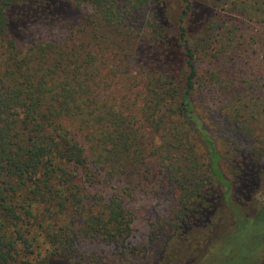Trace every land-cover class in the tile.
<instances>
[{
    "label": "trees",
    "instance_id": "16d2710c",
    "mask_svg": "<svg viewBox=\"0 0 264 264\" xmlns=\"http://www.w3.org/2000/svg\"><path fill=\"white\" fill-rule=\"evenodd\" d=\"M224 1L0 0V264H203L248 232V264H264V106L224 99ZM234 5L264 22V0ZM146 180L176 207L153 247L129 246ZM100 241L108 262L80 250Z\"/></svg>",
    "mask_w": 264,
    "mask_h": 264
},
{
    "label": "rangeland",
    "instance_id": "374dc122",
    "mask_svg": "<svg viewBox=\"0 0 264 264\" xmlns=\"http://www.w3.org/2000/svg\"><path fill=\"white\" fill-rule=\"evenodd\" d=\"M234 2L235 0H225L219 7L220 15L225 20V23H229V27L235 29L236 32L235 46L232 48L231 52L227 53L226 56L221 59L222 61L220 63L223 75H225L231 83L228 89L229 92L226 91L224 99L231 100L240 89L247 94V98H250V100L256 99L264 106V90H261V92L255 95V92L252 90L253 88L250 83H248L253 73H257L258 76H261L262 82H264V22L256 17H247L243 9H240L238 5L235 6ZM151 10L152 4H149L140 11L127 10L126 16L131 25L128 30L146 27L148 20H150ZM261 15L264 16L262 13ZM102 53H104L103 55L105 58L109 60L108 63L111 66H118L120 64L119 57H115L109 51H100V54ZM260 63L261 67L259 66ZM123 88L125 89V86H123ZM113 89L119 91L120 86L116 84L112 86V90ZM127 94L129 97V93ZM130 95L132 96V94ZM135 98H133V101L137 103L138 99L135 100ZM230 104L233 103L225 102L223 106H227L226 108H228ZM229 109H233V106L230 105ZM262 141L263 143H260V145H264V140ZM144 182L147 183L141 184L140 188L142 192L138 195L137 199L129 200L130 208L134 211L136 216L132 236L128 238L125 243L129 246H137L136 244H138V247L148 246L152 240L153 243H155L156 235H152L151 237L149 228L155 227L158 230L159 225L164 224L165 221L172 217L176 207V200L174 199L172 191L166 188L161 197H156L151 190L153 182L148 180ZM91 192L96 193V189L91 190ZM262 206H264V193H260L256 196L253 203H251V212L253 215ZM257 243V238L252 235V232H248L245 239L240 241L241 245H238L236 249L232 248L231 251L225 255L220 256L217 254L211 260L204 261L203 264H248L249 259H252L253 256L251 252L254 246L256 247ZM157 245L158 244H155V247ZM151 246L153 247V244ZM120 247L122 248V246ZM80 250L90 257L96 255L95 259L100 261L99 258H102L105 262H108L111 257H114L112 254L116 253L112 244L102 241L81 243ZM242 258L246 259L241 260Z\"/></svg>",
    "mask_w": 264,
    "mask_h": 264
}]
</instances>
